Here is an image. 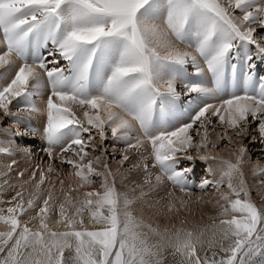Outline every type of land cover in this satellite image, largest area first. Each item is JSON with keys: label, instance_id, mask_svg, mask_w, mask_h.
Listing matches in <instances>:
<instances>
[{"label": "snow or ice", "instance_id": "1", "mask_svg": "<svg viewBox=\"0 0 264 264\" xmlns=\"http://www.w3.org/2000/svg\"><path fill=\"white\" fill-rule=\"evenodd\" d=\"M258 29L264 33V0H0V36L6 49L0 52V68L12 65L13 55L23 61L10 82L0 84V111L16 120L23 119V112L46 113L43 136L48 147L43 151L52 159L59 147L60 163L70 165L69 175L80 181L64 192L61 180L63 200L57 203L55 184L46 194L42 190L47 175L41 170L35 191L26 197L29 181L10 182L16 161L4 166L0 264H165L166 247L173 249V264H264V203L258 206L252 200L242 178L233 183L241 175V157L235 163L221 160L226 171L220 179H203L198 185L189 178L192 168L182 167L180 159L193 161L189 150L208 147V116L231 128L251 116L264 135V74L257 67V62L264 63V45L256 38ZM41 71L50 86L43 110L34 99L40 95ZM229 79L234 88L242 86L243 94L234 91L219 107L204 102L224 92ZM177 80L188 97L183 113L189 115V122L179 126L173 123L180 118ZM13 100L24 107L13 112ZM73 105L83 110L85 119ZM137 125L151 145L152 166L162 174L157 182L166 177L182 192L196 186L219 193V218L210 239H204L207 229L161 233L134 214L140 198L135 188L121 192L107 163L104 171L93 167L107 152L96 145L97 138L103 141L110 132L116 140H130ZM201 130L194 143L193 133L200 136ZM3 131L12 137L33 132ZM142 145L137 139L128 147ZM98 149L100 155L89 158ZM246 151L241 148L242 154ZM12 153V140L0 141V155ZM148 167L143 165L145 171ZM24 175L18 172L20 178ZM94 176L99 188L73 197V192L97 183ZM35 178L33 171L29 179ZM225 178L228 191L221 192ZM8 191L14 194L5 200ZM168 210L179 211L175 203ZM53 217H58L55 226ZM152 235L160 239L153 242Z\"/></svg>", "mask_w": 264, "mask_h": 264}, {"label": "rangeland", "instance_id": "2", "mask_svg": "<svg viewBox=\"0 0 264 264\" xmlns=\"http://www.w3.org/2000/svg\"><path fill=\"white\" fill-rule=\"evenodd\" d=\"M235 14L240 15L238 11ZM153 22L159 24L162 23V21L159 19H156ZM260 35H264V33H261L258 29V34L256 38L259 43L264 45V40L260 39ZM2 42H3V38L2 36H0V52L6 50L2 47ZM177 43L178 46H180L181 48L187 51H194V49L189 47L188 45L179 44V42ZM252 51L255 52L254 46H252ZM12 60H13V64L11 66H5V68H7V71L5 70V68H0V84H6L10 82V79L14 76L15 72L18 71L17 68L19 67V65L22 64L20 62V59L17 58L15 55L12 57ZM200 62L203 65L202 59ZM12 66L14 69L12 68ZM240 66H244L243 61L240 62ZM187 70L189 73H192L194 71L191 65L188 66ZM41 79H42V84L40 89V95L34 98L36 103L39 102V99L42 98L46 99L50 94V87L47 86L48 83H47L46 74L43 73L42 71H41ZM160 86H161V90L163 91L164 86L162 84ZM207 86L210 87L209 84H207ZM177 91L182 93L180 99L177 101L178 115L183 123H187L189 122V115L183 113V109L187 107L188 97L183 95L184 89L180 86L179 80H177ZM217 98L218 97H215V99L207 98L204 102L206 103L208 101L209 104L210 103L217 104V102L219 103L221 101L220 100L221 98L218 99ZM210 100L211 101L214 100V101L211 102ZM46 101L47 100L43 101L44 106L46 105ZM20 107H24V105L17 103L16 100H13L12 104L10 105V109L13 112H17V110ZM73 109L77 111L76 114L78 117H80L81 119L84 118V116H82L83 115L82 109L78 107H74ZM43 114L44 115H41L39 117L34 113L29 114L28 112H23V113H19V115L22 116L23 119L16 120L14 117L4 116L3 112L0 111V136L5 137L6 139L9 138V140H12V142H14V144L16 145L13 148L12 154L16 155L18 159L16 160V164L13 165L12 168L14 170L20 166V163L29 160L30 163L27 170L28 172L27 173L24 172L25 175L23 178H25V176L26 178L27 176L31 177L32 172L35 171L36 176L38 177L39 180L40 177L39 173L41 172V170H43L47 175V181H45V183L48 182V184H50L51 181L55 179L59 185L60 181L63 180L64 181L63 186H65V189H67L69 187V184L71 183L75 187L80 183V181L78 177H75L74 175H69V173L73 171L70 165L66 163L65 164L60 163V156L58 155L60 153V150H58L59 147L54 148L52 159L49 158L46 151H43V149H46L48 147L47 142L45 141L43 136V128L46 123V113L43 112ZM42 116L43 118H41ZM258 123H259L258 120L254 121L253 118L249 116L248 120L241 122L238 128H231L226 123L221 122L219 118L216 116L206 117L204 119V124L207 127V131H208V138H207L208 147L203 149L202 151L189 150L188 155H191L194 158L193 161H188L184 159L183 156L180 157L182 167L192 168V172L190 176L191 177L195 176L193 179L194 180L193 185H198L203 179H210V180L220 179L222 174L226 171V168L224 167V165L220 163V161L231 160L233 163H235L237 161V157L239 156L241 157L240 165H239L240 174H241L239 175L240 179L242 178L244 180L246 186L249 185V182L248 181L246 182V178H249L250 183L251 181H253L252 185H255L256 187L255 190H252L253 195L258 194L256 190L258 188L259 190L261 189L264 190V135H261L258 128ZM137 126L129 133L130 140H116L114 137L111 136L110 132L107 135V138L104 139L103 141H101L99 138H97L96 140V145L97 146L102 145L104 148L107 149V152L102 157L101 163H94L93 167H95L98 171H104L103 164L107 163L115 176L116 186L118 190L124 192V190L128 191L131 188H135L136 189L135 195L142 198V197H150L152 194L151 195H146V194L153 192L155 188L156 190H158L160 186H166V190L163 189L161 190L164 193L165 191L166 193L175 191L176 193L174 192L175 193L174 200L175 201L180 200V202H183L182 205L185 208L186 207L189 208L190 206L199 207L200 205H202L201 200L204 201L205 198L211 195L213 196L214 194L217 193L216 190L212 187H209L206 190H201L196 186H192V188H189L187 191L182 192L178 187L173 186L171 182L167 180L166 177L163 178L160 182H157L156 176L162 174L158 167L152 166L151 145L150 143H148L147 139L144 138L143 134H140ZM198 126L199 125L194 127H198ZM9 127H11L13 130L19 129L20 132H26L29 128H31L33 132L30 135L24 137H12L8 132L3 131V129H7ZM171 128L172 125L170 124L169 129ZM106 131L108 130L106 129ZM193 135H194V143H197L200 140L201 136L203 135V130H201L200 136H197L194 133ZM40 137L43 140H40ZM137 139L143 141L142 147L129 148L128 144L129 143L135 144L137 142ZM241 148H246L247 151L242 154ZM18 149L24 150V152L20 153V150ZM25 149H27V151H25ZM98 155H100L99 149L95 152H90L89 158L94 159L95 156ZM125 155L129 157L128 160L123 159ZM204 155L215 157L216 159L215 160L210 159L208 161L200 160L199 157ZM23 156L25 158H23ZM86 162L87 159L84 161V163ZM49 164H51L53 168V172L51 173H47V168ZM144 164L149 165L147 171H145V169L143 168ZM254 169H256V171H259L260 173H258L256 179L253 180L250 179L251 176H249V171L250 170L253 171ZM26 178L24 179V181H29V184L25 185L24 187L25 188L27 186L32 187V188L27 187L26 189L27 191L25 190L26 192H28L27 193L28 195L29 193H31L32 190L35 191L34 185L37 182V178H35L36 180H30L29 178L27 179ZM49 179H51V181ZM93 179L96 180L97 183L91 185L90 187L79 189L80 192L78 191V193L83 194V192L92 190V188H99V178L94 176ZM226 181L227 179H225L224 183ZM163 183L166 185H164ZM224 183L221 185L220 188L221 191L224 188ZM48 184L46 185V187L50 186ZM42 187H43L42 189L44 190L46 188L45 184L42 185ZM141 193H143V196H140ZM59 195L60 194L58 192V196ZM60 198H62L61 195L60 197H58V199L60 200ZM256 201L258 202V199L255 200V202ZM157 205L158 207L160 206L158 203ZM210 238H211V232L204 234L205 240H208ZM165 249H167L166 252H164ZM165 249H163L162 252V256L164 257L165 264H173L172 248L166 247ZM170 249L172 251H170Z\"/></svg>", "mask_w": 264, "mask_h": 264}, {"label": "bare ground", "instance_id": "3", "mask_svg": "<svg viewBox=\"0 0 264 264\" xmlns=\"http://www.w3.org/2000/svg\"><path fill=\"white\" fill-rule=\"evenodd\" d=\"M157 24H159V23H157ZM12 68H13V66H12ZM212 99H215V98H212ZM44 100H47V98L46 99H43V98L39 99V102L36 103L42 110L46 106V105L44 106V103H43ZM220 100L221 101L219 103L217 102V104H215V103H213V104L216 107H219L220 104L223 101L222 98ZM212 101H214V100H212ZM206 103H208V101ZM74 107H76V106H74ZM34 114L39 116V117L41 115H44L43 111H41L40 114L39 113H34ZM41 118H43V116ZM173 122H174L175 126H179V124L181 122V119L179 118V120L177 121L175 118H173ZM139 132H140V134H142L141 131H139ZM7 140H9V138L6 139L5 137L0 136V141H7ZM15 146L16 145L13 142V148ZM18 150H20V153L24 152V150H21V149H18ZM23 158H25V157L23 156ZM235 158H236V156H235ZM17 159H18V157L16 155H14V154H11V155H0V172H3V171L6 170L5 167H4L5 165L9 164L12 160L16 161ZM29 163H30L29 160L28 161L26 160L25 162L20 163V166L18 168L15 167L16 169L12 170V172L9 174V176L11 177V181H10L11 183L19 185V183L22 182V180L24 181L26 176H25V178L22 179V178H20L18 176V172L19 171H24L25 173H27L28 172L27 170H28V167H29ZM245 170H246V168H245ZM258 173H260V172L256 171V169H254L253 171L250 170L249 171V176H251L250 179H253V180L256 179ZM39 174H38V176H39ZM27 178H30V176H27ZM36 178H37V181H38V177L37 176H36ZM2 179H3V177H0V180H2ZM239 179H240V176H235L233 178V182L238 183ZM49 180L51 181V179H49ZM53 180L51 181L50 184H48V182H46V183L48 185L55 184V195L57 197H60V195L62 196V198H60V200L59 199L57 200V203H59L61 200H63V192H61L60 184L58 185L57 181L55 179H53ZM247 181L249 182V185H247L246 187H247V189L249 191V194H250L252 200L255 202V200L258 199V202L257 201L255 202L258 206L260 204L264 203V190L263 189L259 190V188H258V189H256L258 194L253 195L252 190H255L256 187H255V185H252L253 181H251V183H250L249 178H246V182ZM46 183H45V187L47 185ZM68 183H70V182H68ZM27 184H29V183H27ZM27 184H25V185H27ZM164 185H166V184H164ZM27 187L28 188L29 187L32 188L31 186H27ZM27 187L25 188V190L27 189ZM49 187L50 186H47L44 190L42 189L44 194H46V192L49 189ZM70 187L74 188V185L72 183L69 184V187L67 189H65V186H63L64 192L68 191ZM190 188H192V187H190ZM161 189L166 190V186H160V188L158 190H156V188H155L153 192L147 193L146 195H151L152 194L150 197L139 198L137 200V203L134 206V214L137 215L138 217L142 218L145 221V223H149L153 227L158 228L161 233H163L164 229H169V230L171 229L172 231H175L176 229H181V228L188 229V230H194V231H197V232L207 229V231H205L204 234L211 232V230L213 228V225H214V221L218 220V218H219L218 217V213L220 211V208H219V205L216 204V201L220 199L219 193L215 192L216 194H214L213 196L211 195V196L205 198L204 201L201 200L202 205H200L199 207L190 206L189 208H187V207L185 208L182 205V203L180 202V200H178V201L174 200L175 193H176L175 191H174L175 193L174 192L166 193V191L164 193ZM26 191H25V194L27 195L28 192H26ZM33 191L34 190H32L31 192H33ZM226 191H228L227 181L224 183V188H223V190L221 192H226ZM58 192L60 194L59 196H58ZM13 194H14L13 192L8 191V192H6L3 195L2 198L5 199V200H8V199L11 198V196ZM72 195H73V197L79 198L82 194L78 193V192H73ZM42 198H43V196H42ZM233 198H235V197H233ZM241 198L243 199V196H241ZM220 202H221V204L224 203V201H222V200ZM157 203L160 205L159 207H158ZM172 203H175V205L179 209V211H175V210L169 211L168 210L169 205L172 204ZM57 218L58 217H53V220L51 221L53 226H55V219H57ZM4 228H5V226L0 224V230H4ZM145 231H147V229H145ZM151 239H152L153 242H155V241L159 240L160 237L157 236V235H152ZM167 249H169V248H167ZM167 249H165L164 252H166ZM172 250L170 249V251H172Z\"/></svg>", "mask_w": 264, "mask_h": 264}]
</instances>
